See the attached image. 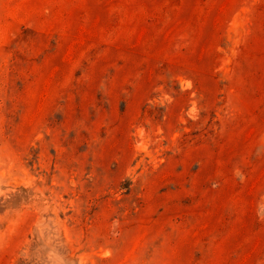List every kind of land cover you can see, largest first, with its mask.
Masks as SVG:
<instances>
[{"label":"rangeland","instance_id":"374dc122","mask_svg":"<svg viewBox=\"0 0 264 264\" xmlns=\"http://www.w3.org/2000/svg\"><path fill=\"white\" fill-rule=\"evenodd\" d=\"M0 264H264V0H0Z\"/></svg>","mask_w":264,"mask_h":264}]
</instances>
